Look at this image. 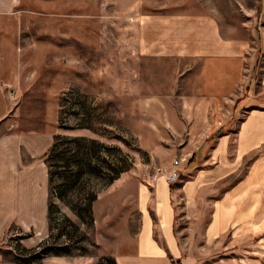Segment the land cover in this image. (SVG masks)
Here are the masks:
<instances>
[{
	"label": "rangeland",
	"instance_id": "1",
	"mask_svg": "<svg viewBox=\"0 0 264 264\" xmlns=\"http://www.w3.org/2000/svg\"><path fill=\"white\" fill-rule=\"evenodd\" d=\"M262 11V0H14L0 12V157H15L0 167V264H176L153 240L140 242L139 190L174 159L178 176L166 180H179L228 115L229 100L207 93L193 53L199 22L249 54L264 32ZM56 134L105 144L91 153L96 172L79 178L67 152L73 185L64 196L60 179L50 188L45 162ZM107 163L125 169L111 183ZM88 191L92 214L78 216L73 208H83ZM200 208L177 222L188 264H264V229L209 239L195 220Z\"/></svg>",
	"mask_w": 264,
	"mask_h": 264
},
{
	"label": "crops",
	"instance_id": "2",
	"mask_svg": "<svg viewBox=\"0 0 264 264\" xmlns=\"http://www.w3.org/2000/svg\"><path fill=\"white\" fill-rule=\"evenodd\" d=\"M13 2L0 0V12ZM262 7L263 14L264 0ZM199 25L204 31L193 53L204 62L207 93L229 100L228 115L212 124L179 180L170 183L160 175L138 193L146 215L140 242L153 240L155 252L169 251L176 264L189 262L176 231L179 217L193 205L203 208L195 220L206 223L209 239L222 234L256 238L264 229V32H257L251 53L245 54L243 45L217 33L214 23ZM14 158L9 163L7 156L0 157V167L14 165Z\"/></svg>",
	"mask_w": 264,
	"mask_h": 264
},
{
	"label": "trees",
	"instance_id": "3",
	"mask_svg": "<svg viewBox=\"0 0 264 264\" xmlns=\"http://www.w3.org/2000/svg\"><path fill=\"white\" fill-rule=\"evenodd\" d=\"M81 127H86L92 130L90 125L87 124H80ZM94 131V130H93ZM74 145V147L71 146ZM95 145L98 146H105L102 141H99L95 138H87L84 136H71V135H63V134H56L54 135V141L51 144L50 148L47 150L45 154V162L48 167V181L49 186L52 188V182L54 178H58L61 180L62 188L59 191L60 196H64L65 192L69 189L71 185H73V180L71 177L67 175V169L70 166L68 164L69 157L67 156V152L73 150L70 155V159H72L76 165V169L73 171V175L76 178H79L83 172L91 173L96 172L93 166L90 165L92 161V154L93 147ZM71 146V147H70ZM192 157L189 159L191 160ZM93 160H96L94 158ZM59 162V163H58ZM58 166H62V170H57ZM106 172L105 173V182L111 183L114 179L119 176L123 170L122 168H116L111 164H106ZM52 193V192H50ZM95 197V193L93 191L87 192V202L83 205L82 209H76L70 206V208L74 209L76 215L80 216L82 210H84L88 215L91 216L92 214V205L90 203L91 199ZM48 216L51 218L52 212V204L49 203L48 205Z\"/></svg>",
	"mask_w": 264,
	"mask_h": 264
},
{
	"label": "built area",
	"instance_id": "4",
	"mask_svg": "<svg viewBox=\"0 0 264 264\" xmlns=\"http://www.w3.org/2000/svg\"><path fill=\"white\" fill-rule=\"evenodd\" d=\"M181 164V160L180 159H174L173 160V164H172V167L171 169L167 172V173H164L166 178L168 180H175L178 176V166ZM160 173H162V170H159Z\"/></svg>",
	"mask_w": 264,
	"mask_h": 264
}]
</instances>
